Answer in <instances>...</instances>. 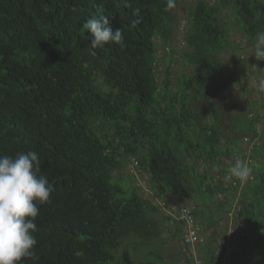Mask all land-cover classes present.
Wrapping results in <instances>:
<instances>
[{
    "label": "trees",
    "instance_id": "trees-1",
    "mask_svg": "<svg viewBox=\"0 0 264 264\" xmlns=\"http://www.w3.org/2000/svg\"><path fill=\"white\" fill-rule=\"evenodd\" d=\"M179 1L166 10V0H0V156L37 153L54 188L39 205L35 254L19 264H157L133 260L127 243L136 251L161 236L155 215L160 202L171 207L169 197L192 206L214 239L234 208L233 224L264 254L257 105L239 111L241 99L229 96L228 132L217 102L233 85L222 59L232 45L223 11L254 39L264 31V0H196L182 32L191 70L173 78L167 67L158 81V43L177 34ZM99 14L122 30L121 44L91 47L82 24ZM247 157L248 180L226 179ZM130 160L155 198L140 195L135 173L121 174ZM172 227L180 235V222Z\"/></svg>",
    "mask_w": 264,
    "mask_h": 264
},
{
    "label": "clouds",
    "instance_id": "clouds-1",
    "mask_svg": "<svg viewBox=\"0 0 264 264\" xmlns=\"http://www.w3.org/2000/svg\"><path fill=\"white\" fill-rule=\"evenodd\" d=\"M175 7L176 0H166V10ZM139 11L135 9L134 14L139 16ZM138 23V19L132 21L133 26ZM82 29L91 35L89 43L93 49L123 41L122 30L113 31L109 19L103 14L87 19ZM253 56L264 61V31L257 33ZM258 90L264 92V79L259 81ZM227 172L226 179L246 182L252 169L238 159ZM53 191L46 175L41 174L37 153L0 156V264H19L23 258L35 254L37 239L33 233L38 230L35 220L39 205L46 203Z\"/></svg>",
    "mask_w": 264,
    "mask_h": 264
},
{
    "label": "rangeland",
    "instance_id": "rangeland-1",
    "mask_svg": "<svg viewBox=\"0 0 264 264\" xmlns=\"http://www.w3.org/2000/svg\"><path fill=\"white\" fill-rule=\"evenodd\" d=\"M195 1L196 0L179 1V6L177 7L178 20L175 22V27H177V23L178 25L181 24V21L185 18L184 16H186L187 8L192 6ZM206 1L213 2L214 0ZM222 18L226 20L227 26L230 27L228 39L232 43L230 48L225 50L222 54L223 66H225L226 69H231L226 70V74L230 75L233 81L232 90L228 93V96H223L221 99L217 98V102L222 107V114L225 122L224 129L228 132L231 131L230 109L227 107L226 103L229 96H232L234 98L236 97L241 99V103H243L242 106L238 105L239 111L246 110V108L249 107V102H255L257 108L252 109V114L260 116L259 125L264 130V97L260 95V91L258 90L259 81L264 79V61L257 60L253 56L257 36L254 39L244 36L239 30L238 23L232 11L224 10ZM238 45L239 49L237 48ZM182 47L183 33L181 30L177 31V34L170 45L164 46L161 42L158 43L157 64L155 69L158 81H161L165 75V68L167 67L169 75L173 78L177 77L181 73H187L191 70V67L185 66L182 63ZM169 54L172 55L173 59L168 62L167 55ZM226 141V136L222 135L221 144L224 145ZM242 146H244V143ZM131 160L127 163L126 167L121 170V174L128 179L131 174L135 173L137 175V179L131 182L132 185L139 188V192L142 197L155 198V195L149 191V181L147 175L135 169L134 164H131ZM167 201L171 202V207L169 209L175 210L177 207L176 200L173 197H169L167 198ZM156 203L158 202L156 201ZM160 203V213L155 216L160 220L162 225L161 236L154 240H150L149 244L138 248L136 251L132 247V242H134V240H132V245L129 244L128 246L127 243V249H129L130 255L135 261H156L157 264H188L184 261L183 263L181 257L178 255L177 244L179 242L180 235L176 227L169 225V219L162 216L164 215L162 213L163 202ZM193 204V207L196 206L194 202ZM159 215L162 216V218H160ZM198 220H201L199 216ZM261 252L263 253L262 250ZM159 256L162 257V260H159Z\"/></svg>",
    "mask_w": 264,
    "mask_h": 264
},
{
    "label": "built area",
    "instance_id": "built-area-1",
    "mask_svg": "<svg viewBox=\"0 0 264 264\" xmlns=\"http://www.w3.org/2000/svg\"><path fill=\"white\" fill-rule=\"evenodd\" d=\"M185 23L184 18L178 25L179 31L183 32ZM244 141L247 143V138H244ZM249 150L245 152L246 155L249 154ZM249 161L250 158L247 157L246 163ZM162 204L163 211L169 215V225L173 226L174 220L180 222L181 231L177 247L178 255L184 262L188 264H264V255L259 244L252 238H246L242 228L233 224L234 208L226 212V219L219 223L225 228L219 229L221 236L214 239L210 229H206L200 223L190 205L181 204L175 210H170L164 203ZM205 245L208 247H204Z\"/></svg>",
    "mask_w": 264,
    "mask_h": 264
},
{
    "label": "crops",
    "instance_id": "crops-1",
    "mask_svg": "<svg viewBox=\"0 0 264 264\" xmlns=\"http://www.w3.org/2000/svg\"><path fill=\"white\" fill-rule=\"evenodd\" d=\"M178 245V244H177ZM182 262H183V260H182ZM184 263V262H183Z\"/></svg>",
    "mask_w": 264,
    "mask_h": 264
}]
</instances>
